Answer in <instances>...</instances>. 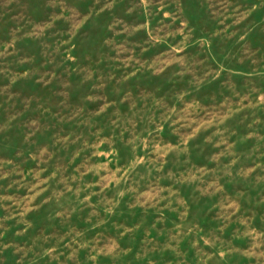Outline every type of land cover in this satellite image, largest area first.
<instances>
[{"label": "rangeland", "instance_id": "obj_1", "mask_svg": "<svg viewBox=\"0 0 264 264\" xmlns=\"http://www.w3.org/2000/svg\"><path fill=\"white\" fill-rule=\"evenodd\" d=\"M0 264H264V0H0Z\"/></svg>", "mask_w": 264, "mask_h": 264}]
</instances>
